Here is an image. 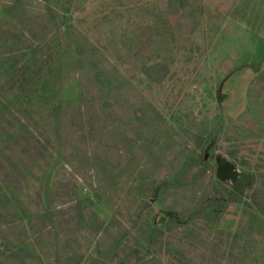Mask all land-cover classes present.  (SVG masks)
<instances>
[{"label":"rangeland","instance_id":"rangeland-1","mask_svg":"<svg viewBox=\"0 0 264 264\" xmlns=\"http://www.w3.org/2000/svg\"><path fill=\"white\" fill-rule=\"evenodd\" d=\"M61 4L50 83L0 86V264H264V0H0V22ZM55 85L59 112L28 97ZM225 160L252 188L212 207Z\"/></svg>","mask_w":264,"mask_h":264},{"label":"trees","instance_id":"trees-1","mask_svg":"<svg viewBox=\"0 0 264 264\" xmlns=\"http://www.w3.org/2000/svg\"><path fill=\"white\" fill-rule=\"evenodd\" d=\"M177 1V0H174ZM59 7V6H58ZM69 12V8L64 4H61L59 8H48V18L40 19L41 25L38 28L22 29L19 27L11 28L6 26L3 22H0V75L4 73V82L0 80V86L5 85V82L13 81L21 88L20 91L28 90L29 86L36 84H42V88L45 89L49 84V79L44 67L50 64L51 54L54 49L52 42L60 31L64 29V17ZM51 22L52 25H47ZM53 51V52H52ZM256 72L261 68V63L249 64ZM49 93H37L36 89L32 90L28 94V97H37L39 101H47L52 105L54 111L59 112L63 106V99L59 98V87L54 86ZM23 94V93H22ZM204 137L199 134L196 142V148L199 149L198 161L203 164L204 167L210 166V159L213 156L215 148V139L211 137ZM210 141V142H209ZM209 143L207 147L206 144ZM21 150L23 152L38 153L43 146L42 140L35 134L31 137H27L21 142ZM206 154V155H205ZM220 181H227L221 180ZM252 182L246 184L244 180L239 177L232 182L233 190L227 195L219 194L208 199V205L212 207H222L229 203L241 202L246 196V189L252 188ZM168 185L167 180H163L160 184L155 186L154 195L165 189ZM255 190L253 194L255 195ZM254 197V196H253ZM257 208L264 215V205L257 203ZM217 210H219L217 208ZM215 211V210H214ZM165 219L169 225H184L187 224L189 219H185L178 211L166 210ZM153 241V233L150 236ZM140 259H138L139 262ZM118 264H128L126 260H121Z\"/></svg>","mask_w":264,"mask_h":264},{"label":"water","instance_id":"water-1","mask_svg":"<svg viewBox=\"0 0 264 264\" xmlns=\"http://www.w3.org/2000/svg\"><path fill=\"white\" fill-rule=\"evenodd\" d=\"M216 173L221 180H235L239 175L236 164L230 160L219 162Z\"/></svg>","mask_w":264,"mask_h":264}]
</instances>
